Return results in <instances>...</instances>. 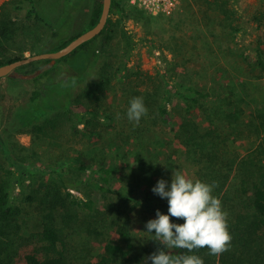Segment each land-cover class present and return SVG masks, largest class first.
<instances>
[{
	"label": "trees",
	"instance_id": "16d2710c",
	"mask_svg": "<svg viewBox=\"0 0 264 264\" xmlns=\"http://www.w3.org/2000/svg\"><path fill=\"white\" fill-rule=\"evenodd\" d=\"M24 1L30 3L25 15L27 23L37 22L53 27V24L47 23L45 17L47 13L38 7L35 0ZM93 1L87 27L77 35L50 47L51 51L62 48L99 21L102 0ZM203 3L208 8L206 16H209L211 11L216 14L215 20L221 32L216 36L219 41L224 40L226 43V47H222L221 44L217 46L220 51L218 61L221 59L226 61L232 57L238 63L249 67L251 71L264 74V35L257 37L250 44L244 40L251 23L264 28V7L248 16L246 12H241L240 0H203ZM7 6H4L3 11L0 12V48L5 41L13 38L18 28L13 19L15 15L9 12ZM15 7L22 9L23 5L19 3ZM130 11L145 13L131 5L129 0H112L111 15H118V23L123 22ZM111 15L98 36L58 59L55 64H50V59H41L16 69L23 70L25 74H34L26 80L35 83L29 91L27 106L17 113L20 124L45 132L48 127L55 126L53 118H45L54 113H57V116L66 114L73 119L75 132L89 136L101 135L99 130L97 131L98 124L101 120L108 123L112 117L108 114V110H104L101 103L92 99V96L100 87L105 88L109 84L108 71H103L101 65V79L84 86L83 91L89 87V90L84 92L88 99L83 97L77 100L78 96L74 98L75 91L80 90L81 84L88 82L90 77L84 73V69H80L75 75L69 74V80L65 77L58 78L67 74L60 65L63 62L68 63L71 58L89 49L99 38H101V52L104 49L107 52L106 45L120 35L119 38L124 39L127 47H130L125 53V59L117 68L120 71L119 80L124 84L132 85L129 92L125 93L126 102L129 103L132 97H142L147 107L144 120L149 116L155 126L158 125L174 134L178 146L181 144L188 151L198 155L196 161L200 164L197 171L198 178L209 183L214 182V195L220 198L223 208L228 213V228L232 236L228 250L219 255H211L207 247L193 249V252L203 258L204 264H219V262L220 264H264V104H257L259 99L253 101L255 96L251 97L250 85L253 83V78L244 79L241 76H234L228 68L229 65L221 63L212 71L209 65L203 64V71L198 69L196 72L202 75L200 79L191 78L187 72L186 76L183 75L175 80L171 76L161 82L154 79L147 81L143 76L146 75V70L140 64L136 66L131 63L133 50L139 41L135 40L134 35L125 28L124 22L121 27H114L116 23L112 21ZM57 34L58 32L54 31V35ZM47 48L40 45L32 54L43 52L45 50L42 49ZM251 51H254V55ZM22 52L6 56L0 50V65L25 57ZM171 65L168 70L172 72L174 70L170 69ZM206 68L211 71L210 78H208L209 73L206 76L204 74ZM38 69L41 71L37 72ZM167 74L166 72L165 75ZM134 76L137 79H134ZM9 77L13 81L16 80L14 76ZM148 77L152 76L148 74ZM48 84H52L49 89L44 86ZM142 86L145 87L144 90L141 89ZM242 104L249 106L248 113ZM80 123L85 124L83 130L79 126ZM133 129L139 127L130 125V131ZM247 131L256 138L254 147L242 155L235 151V155L233 154V157L225 163L224 155L229 140L234 135ZM130 134L134 136V138L132 135L130 137L132 142L124 143L123 140L117 148L120 151L127 144L132 143L136 153L144 149L148 150L140 168L135 172L139 176L137 179L139 187L146 184L144 208L152 214H156L157 209L167 212L157 205V196L153 193L152 187L154 172L162 174L164 166H167L173 156L168 152L169 148H172V143L169 137L158 135L156 131L152 132L151 139H143V133L134 130ZM0 141L1 151L8 155L15 166V168L8 167L7 173L0 177V225L3 226L0 232L4 236H9L12 223L19 215V208L15 202L16 187L23 185L27 176L31 178L33 172L35 173L36 165L17 161L1 135ZM161 158L165 159L161 161ZM65 165H68L71 171H82L88 175L87 179L70 178L64 169ZM115 170L116 166L107 163L105 159L96 163L81 152L43 171L37 184L40 189L38 204L42 221L39 236L45 243L26 252L24 260L21 261L18 256L20 249L25 247L24 244L18 243L15 236L8 239L9 241H0V264H70L65 230L76 220L79 210L90 212L98 210L97 199L91 196V193L84 191L82 184L90 185L94 191L102 193L103 198L121 196L122 191L111 186ZM134 199L138 202L137 198ZM166 207L168 208V205ZM101 216L104 217V213ZM173 219L183 222L182 218ZM6 227H9L8 231ZM128 229V227L122 229L123 238L116 235L107 241L102 247L100 258L91 260L88 264H146L145 257L159 247H163L158 242L152 247L146 245L138 249ZM168 251L175 255L187 250L173 248Z\"/></svg>",
	"mask_w": 264,
	"mask_h": 264
},
{
	"label": "rangeland",
	"instance_id": "374dc122",
	"mask_svg": "<svg viewBox=\"0 0 264 264\" xmlns=\"http://www.w3.org/2000/svg\"><path fill=\"white\" fill-rule=\"evenodd\" d=\"M35 1L38 7L47 13L45 16L47 23L53 24V27L37 22L30 24L26 22L25 15L30 6L29 2L0 0V12L3 11L4 6L8 5L6 8L15 15L13 19L18 25L13 38L5 41L0 48L6 56H12L21 51L25 56H30L40 45L48 47L42 50L51 51L50 47L77 35L87 27L94 5L93 0ZM19 3L23 5V8L15 9ZM239 7L241 12H246L249 16L264 7V0H240ZM206 12L208 8L203 0H181L172 11L157 15L138 11L128 12L123 20L125 28L134 35L135 40L139 41L133 50L131 63L136 66L140 64L146 70L147 73L143 76L147 81L154 79L159 82L171 76L174 80L178 79L183 75L186 76L187 72L191 78L200 79L202 75L196 72L198 69L203 71V64L209 65L211 71L216 65L228 64L234 76H241L244 79L253 78V83L250 85L251 97L255 96L253 101L259 99H257V104H264V74L251 71L249 67L238 63L232 57L226 61L222 59L218 61L220 51L217 46L221 44L222 47H226V43L224 40L219 41L216 36L218 33L221 34L214 16L216 14L211 11L209 16H206ZM111 18L116 23L114 27L122 26V21L118 23L117 14H112ZM54 31L58 34L54 35ZM247 32L244 40L250 44L257 37L264 35V28L251 23ZM119 37L121 36L114 37L106 45L107 52L105 49L101 52V38H99L89 49L71 58L68 63L63 62L60 65L67 74L58 78L65 77L69 80V74L75 75L80 69H84V73L90 77L88 82L81 84L80 90L75 91L74 98L78 96L77 100L83 97L88 99L84 92L88 91L89 87L83 91L84 86L101 79V65H103V71H108L109 84L105 88L100 87L92 96V99L101 103L104 110H108V114L112 117L108 123L101 120L98 124L97 131L99 130L101 135L89 136L82 132H75L73 119L66 114L57 116V113H54L45 118H53L55 123V126L48 127L45 132H39L31 126L20 124L17 113L27 106L29 91L35 83L27 81L29 77L22 76L25 74L23 70H17L18 75L14 76L16 77L14 81L9 76L0 77V135L4 137L14 159L21 163L28 162V164L36 165L35 173L33 172L31 178L27 176L24 184L16 187L15 202L19 208V215L12 223L10 235L4 236L0 232V241H9L8 239L15 236L18 243L25 245L20 249L18 256L21 261L24 260L26 252L35 246L41 247L45 243L39 236L42 230L41 209L38 204L40 189L37 183L39 178L42 177L43 171L51 169L59 161H67L71 155L82 152L84 156L93 159L96 163L105 159L107 163L115 165L116 170L111 186L120 189L122 195L110 199L103 198L102 193L94 191L88 184H82L84 191L91 193V196L97 199L98 210L93 212L79 210L76 220L65 230L70 264H88L91 260L99 259L103 245L116 235L123 238L122 229L125 227L129 228L128 231L138 249L146 245L152 247L159 242L154 240L155 237L151 233L144 232L145 222L154 218L156 214L144 208L146 184L139 187L137 184L139 176L135 173L140 168L148 150L144 149L136 153L132 143L127 144L120 151L117 148L123 140H125L124 143L130 141L131 131L142 132L143 139H151L152 132L156 131L158 135L169 137L172 143V148H169L168 152L173 156L169 159L167 166H164L162 174L154 172V185L160 178L170 181L174 169H179L192 179H199L197 171L200 164L196 162L198 155L188 151L181 144L178 146L174 134L158 125L155 126L149 116H146L145 120L143 116L139 123L128 120L126 113L129 103L126 102L125 93L129 92L132 85L124 84L119 80L120 71L117 68L125 59V53L130 47H127L125 40ZM251 54L254 55V51H251ZM170 64H172L170 69L174 70L172 72L168 70ZM39 70L37 72L41 71ZM206 70L204 74L206 76L209 73L208 78H210L211 71L208 69L206 72ZM166 72L167 75H165ZM148 74L152 77L149 78ZM133 78L137 79L135 76ZM44 86L49 89L52 84ZM141 89L144 90L145 87L142 86ZM242 106L248 110V113L249 106L247 104L245 106L242 104ZM130 125L138 126L139 129L130 131ZM79 126L83 130L85 124L80 123ZM132 138H134L133 135ZM255 140L256 138L249 135L248 131L234 135L229 140V146L225 151V163L233 157V154L235 155V151L242 155L254 147ZM1 150L0 141V177L7 173L8 167L15 168L13 161ZM64 167L70 178L87 179L88 177L82 171H71L68 165ZM156 196L157 205L167 211V199L157 194ZM134 198H137L138 202ZM103 213L104 217L101 216ZM0 228L3 226L0 225ZM5 229L8 231L9 227Z\"/></svg>",
	"mask_w": 264,
	"mask_h": 264
},
{
	"label": "clouds",
	"instance_id": "9594fccd",
	"mask_svg": "<svg viewBox=\"0 0 264 264\" xmlns=\"http://www.w3.org/2000/svg\"><path fill=\"white\" fill-rule=\"evenodd\" d=\"M126 114L129 121L139 123L147 114L143 98L132 97ZM213 188L214 182L192 179L179 169L173 170L170 181L160 178L153 185V193L167 199L168 209H157L155 217L145 222L144 232L163 245L145 257L146 264H204L193 249L207 247L211 255L228 250L232 240L228 213ZM173 248L187 251L173 255L168 251Z\"/></svg>",
	"mask_w": 264,
	"mask_h": 264
},
{
	"label": "water",
	"instance_id": "95a60500",
	"mask_svg": "<svg viewBox=\"0 0 264 264\" xmlns=\"http://www.w3.org/2000/svg\"><path fill=\"white\" fill-rule=\"evenodd\" d=\"M111 6L112 0H102V12L99 21L93 27L73 38L62 48L54 51L34 53L30 56H25L10 63L0 65V77L18 75L16 70L18 67L41 59H50V64H55L58 59L70 54L83 43L93 39L103 31L111 15ZM22 76L28 78L34 76V74H22Z\"/></svg>",
	"mask_w": 264,
	"mask_h": 264
},
{
	"label": "built area",
	"instance_id": "2783aa9c",
	"mask_svg": "<svg viewBox=\"0 0 264 264\" xmlns=\"http://www.w3.org/2000/svg\"><path fill=\"white\" fill-rule=\"evenodd\" d=\"M129 2L146 13L157 15L172 11L181 0H129Z\"/></svg>",
	"mask_w": 264,
	"mask_h": 264
}]
</instances>
